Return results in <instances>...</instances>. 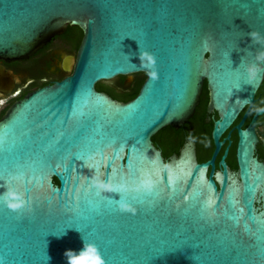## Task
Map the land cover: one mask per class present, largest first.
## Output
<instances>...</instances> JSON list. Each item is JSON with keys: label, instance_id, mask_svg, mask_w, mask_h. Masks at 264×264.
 Returning <instances> with one entry per match:
<instances>
[{"label": "water", "instance_id": "95a60500", "mask_svg": "<svg viewBox=\"0 0 264 264\" xmlns=\"http://www.w3.org/2000/svg\"><path fill=\"white\" fill-rule=\"evenodd\" d=\"M69 26L83 37L63 58L68 74L0 119V194L14 187L28 201L16 211L0 201L6 264H68L85 240L107 264H264V108L243 128L264 81V40L249 35L264 36V0H0V59L29 58ZM138 73L129 101L96 87ZM205 84L219 115L212 158L184 149L165 159L153 137L194 116ZM245 107L239 176L225 155L216 173L220 138Z\"/></svg>", "mask_w": 264, "mask_h": 264}, {"label": "flooded vegetation", "instance_id": "af4514ba", "mask_svg": "<svg viewBox=\"0 0 264 264\" xmlns=\"http://www.w3.org/2000/svg\"><path fill=\"white\" fill-rule=\"evenodd\" d=\"M67 31L68 29L62 35L55 36L47 45L29 58L15 60L0 59V119L16 101L22 99L31 91L47 84H52L49 82L53 81L54 83L58 81L57 78L68 74L61 67L63 58L67 54H76L77 52H72L68 49ZM67 49L72 53L67 51ZM137 75H141L142 77L143 73L125 77L123 83L120 85L117 83L124 76L107 82L110 87L116 88L119 92H123L138 80ZM261 108H264V81L256 94V101L245 119L243 128L249 125L255 113ZM247 110L248 107H245L241 111L232 126L220 138L223 144L215 158L216 173L221 174L223 172V166L220 162L225 155V162L230 176H239L237 159L239 137L236 126L243 119ZM196 116L195 112L194 116L179 128L172 126L166 127L164 128L167 130L166 133L160 134L163 129L153 137L155 145L162 150L165 159L170 160L178 156L184 149L194 150L199 162H204L212 158L216 149L215 142L212 138L213 122L219 118V115L216 111L209 112L207 103L204 123L200 124V122H197ZM211 124L212 128L210 130ZM168 128L172 129L168 131ZM255 131L258 137L255 155L264 163V114L258 117ZM173 147L177 151L173 150ZM201 156H206V158L202 159L200 158ZM216 181L219 184L217 178Z\"/></svg>", "mask_w": 264, "mask_h": 264}, {"label": "clouds", "instance_id": "9594fccd", "mask_svg": "<svg viewBox=\"0 0 264 264\" xmlns=\"http://www.w3.org/2000/svg\"><path fill=\"white\" fill-rule=\"evenodd\" d=\"M249 35L256 43H260L262 40H264V36L258 32L254 31ZM144 58L152 59V55L145 52L140 56V59ZM261 60H264V53H258L257 55V61ZM260 71L261 65L259 62L250 63L247 66L249 80H254L259 75ZM0 201H2L6 207L14 211L28 206V201L25 197V194L14 187H9L5 192L0 194ZM120 209L122 211H135V209L128 204H121ZM65 256L68 260V264H107V261L105 260L98 245L88 240H85L84 247L78 254L73 250H67L65 252ZM0 264H6L5 258L3 256H0Z\"/></svg>", "mask_w": 264, "mask_h": 264}, {"label": "trees", "instance_id": "16d2710c", "mask_svg": "<svg viewBox=\"0 0 264 264\" xmlns=\"http://www.w3.org/2000/svg\"><path fill=\"white\" fill-rule=\"evenodd\" d=\"M67 34V38H68V45L70 51L72 52H77V49L81 43L82 37H83V31L81 28L77 27V26H69L68 27V31L66 32ZM66 75H62L61 77L57 78L58 80H61L62 78H64ZM138 80H136V82L128 89L124 90L123 92H119L116 88L110 87L107 81H103V82H99L96 87L99 91H103L108 93L110 96H112L115 99L121 100V101H129L131 99H133L139 92V89L143 83V81L145 80L146 75L143 74V76L141 77V75H137ZM125 77H121V81L118 82L117 84L120 85L123 83ZM49 83H53V81H50ZM209 101V92H208V88L207 85L205 84L203 93H202V97H201V102L199 104V106L197 107L196 110V121L200 122V124L204 123L205 120V110L207 107V103ZM212 128V124L210 126V130ZM169 129L172 128H168ZM167 130H163L160 132V134L162 133H166ZM197 135V134H196ZM198 137V135H197ZM173 150L177 151L176 148L173 147ZM200 158L204 159L206 158V156H201ZM55 183L58 184L59 181L57 178L54 179Z\"/></svg>", "mask_w": 264, "mask_h": 264}, {"label": "rangeland", "instance_id": "374dc122", "mask_svg": "<svg viewBox=\"0 0 264 264\" xmlns=\"http://www.w3.org/2000/svg\"><path fill=\"white\" fill-rule=\"evenodd\" d=\"M69 50H70V49H69ZM69 50L67 49V51H69ZM63 52H64V53H67V52H65V51H63ZM69 52H70V51H69ZM69 52H68V53H69ZM70 53H72V52H70Z\"/></svg>", "mask_w": 264, "mask_h": 264}]
</instances>
